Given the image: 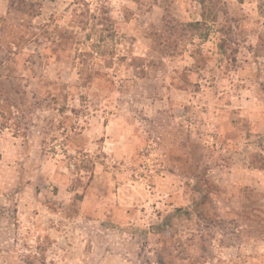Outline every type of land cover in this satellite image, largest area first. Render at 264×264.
Listing matches in <instances>:
<instances>
[{"label": "rangeland", "instance_id": "rangeland-1", "mask_svg": "<svg viewBox=\"0 0 264 264\" xmlns=\"http://www.w3.org/2000/svg\"><path fill=\"white\" fill-rule=\"evenodd\" d=\"M0 264H264V0H0Z\"/></svg>", "mask_w": 264, "mask_h": 264}, {"label": "trees", "instance_id": "trees-1", "mask_svg": "<svg viewBox=\"0 0 264 264\" xmlns=\"http://www.w3.org/2000/svg\"><path fill=\"white\" fill-rule=\"evenodd\" d=\"M239 1L241 2V1H243V0H239ZM188 26H189V27L196 28V27H198V26H200V25H199L198 22H196V23H189Z\"/></svg>", "mask_w": 264, "mask_h": 264}]
</instances>
